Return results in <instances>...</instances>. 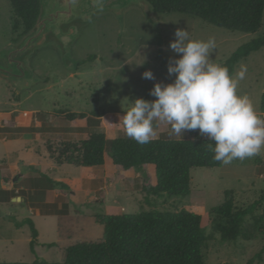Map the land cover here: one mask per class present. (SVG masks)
<instances>
[{
  "label": "rangeland",
  "instance_id": "1",
  "mask_svg": "<svg viewBox=\"0 0 264 264\" xmlns=\"http://www.w3.org/2000/svg\"><path fill=\"white\" fill-rule=\"evenodd\" d=\"M153 16L154 20H148L136 7L125 11L121 20L112 14L98 15L81 29L71 49L75 63L69 67L64 65L61 51L54 44L35 51L27 64L39 83L20 95L0 77V114L3 115L0 126L13 127L15 116L19 115L10 116L13 109L22 114L21 125L36 122L43 125L41 132L32 127L31 136L23 135L24 131H13L17 135H11L0 130V162L7 160L10 174L17 169L27 176L24 182L16 181L19 187L30 189L33 183L38 189L34 195L27 191L17 194L26 197L24 201L15 202L13 198L10 202L9 197L0 210V263H59L64 259V248L103 237V227L95 221L97 216L116 215L124 208L126 214L143 210L195 213L202 217L209 237L206 264H264V254L259 256L264 248V235L259 228L264 224L256 228L254 220L248 218L245 231L250 241L238 239L224 243L216 230L218 220L212 214L213 208L225 202L226 192H231L238 210L246 209L260 198L264 193V150L244 160L222 163L221 168L192 170L191 194L172 198L148 192L156 183L152 166L146 170L147 182L134 170L117 169L108 152L105 167H58L48 158V144L79 142L102 130L99 126L103 119L92 117L93 112L107 113L114 122V130H109V143L116 138H129L120 123L129 103L137 98L152 101L156 98L150 91L156 83L175 80L168 73V65L170 59L179 58L170 48L177 29L188 30L195 40L214 38L210 59L224 67L241 46L264 36V15L263 28L253 34L221 29L183 14L153 13ZM16 20L10 3L0 0V52L22 40L24 28L15 30ZM91 56L96 60L86 62ZM0 65L5 62L0 61ZM146 71H152L155 79L143 78ZM233 76L238 80V94L247 95L264 119V48L242 59L235 66ZM66 113H86L88 118L70 126L64 119ZM207 138L199 130L176 135L170 125L159 123L158 134L153 139ZM100 175L107 178H102L100 183L92 182L93 176ZM261 214L259 209L255 215ZM28 220L39 233L34 250L31 228L25 223Z\"/></svg>",
  "mask_w": 264,
  "mask_h": 264
},
{
  "label": "trees",
  "instance_id": "2",
  "mask_svg": "<svg viewBox=\"0 0 264 264\" xmlns=\"http://www.w3.org/2000/svg\"><path fill=\"white\" fill-rule=\"evenodd\" d=\"M17 18L15 30L24 28V38L38 22L40 0H7ZM156 14H183L233 32L253 34L263 28L264 0H147ZM264 48V36L241 46L226 64L233 76L235 66L251 54ZM91 56L86 62H93ZM262 112L264 113V94ZM92 117H102L93 112ZM68 121L85 120L86 113H66ZM108 132L94 131L87 140L47 145L49 159L55 166L75 168L101 167L108 152L112 164L119 170H134L140 174L152 166L156 183L148 190L153 195L168 197L191 194V171L198 168H221L222 162L214 160L213 142L209 139H152L139 144L131 138H116L109 143V130L114 122L106 117ZM23 130V129H21ZM109 144V146H108ZM108 146V147H107ZM149 185V183H146ZM262 214L257 217L256 212ZM218 222L216 230L221 241L238 239L250 241L245 222L252 218L255 227L264 224V193L244 210L236 209L231 192L225 193V202L212 209ZM103 227L100 240L78 242L64 248V259L59 262L35 261L31 264H206L205 252L209 237L200 215L177 210L161 212L143 210L135 214L101 215L95 218ZM224 222V223H223ZM31 249L37 245L39 233L31 220ZM264 235V227H260ZM264 254V248L260 253ZM27 264V263H0Z\"/></svg>",
  "mask_w": 264,
  "mask_h": 264
},
{
  "label": "clouds",
  "instance_id": "3",
  "mask_svg": "<svg viewBox=\"0 0 264 264\" xmlns=\"http://www.w3.org/2000/svg\"><path fill=\"white\" fill-rule=\"evenodd\" d=\"M103 10L101 0H93ZM214 38L195 40L188 30L177 29L170 48L179 58L169 61L168 73L173 83H156L149 101L137 98L129 103L120 118L126 135L146 144L158 134V124L171 126L179 135L199 130L213 142L214 160L229 164L244 160L264 150V119L256 112L250 98L237 92L238 80L229 70L210 59ZM243 71L239 77L243 78ZM143 78L154 80L152 71Z\"/></svg>",
  "mask_w": 264,
  "mask_h": 264
},
{
  "label": "water",
  "instance_id": "4",
  "mask_svg": "<svg viewBox=\"0 0 264 264\" xmlns=\"http://www.w3.org/2000/svg\"><path fill=\"white\" fill-rule=\"evenodd\" d=\"M101 3L102 11L93 0H40L41 12L33 30L20 42L0 52V61L5 62V65H0V77L7 80L17 93L34 87L39 80L27 64V59L49 44L59 48L65 66L73 65L72 46L81 29L98 15L112 14L121 20L125 11L136 7L148 20H154L152 5L147 0H101ZM143 178L148 182L147 171L143 173ZM14 201L20 202L22 198H14Z\"/></svg>",
  "mask_w": 264,
  "mask_h": 264
},
{
  "label": "crops",
  "instance_id": "5",
  "mask_svg": "<svg viewBox=\"0 0 264 264\" xmlns=\"http://www.w3.org/2000/svg\"><path fill=\"white\" fill-rule=\"evenodd\" d=\"M17 94L20 95L21 93H17ZM15 104H17V103H15ZM98 113H101L103 115L102 117H99L100 119H103V121L101 122V125L99 126V128H103V129L106 130V132H108L107 126L105 124V119L108 116V114L107 113H102V112H98ZM16 114H19V115L15 116V119H14L15 124L13 123V127H9L7 129H4L3 127L0 126V130L2 129V130H5V131H7L9 133H12L11 135H17L13 131H19V132L24 131L22 133H23V135H26V136H28V135L31 136L30 135L31 134L30 133V131H31L30 129L32 127L36 128L37 131H40L41 132V129H42V126H43L41 122H36L35 125H29V126L21 125V123L23 122V119H21L20 116L22 114L18 113V111L16 109H13L9 115L12 116V115H16ZM25 116H28V113H25ZM2 118H3V115L0 114V125L2 123ZM80 121H84V120H75V121H68V122L72 124L70 126H74V125H77ZM21 129H23V130H21ZM26 132H29V133H26ZM35 135H37V133ZM50 162H52V161L50 160ZM6 164H8L7 163V160H4L3 162H0V210L1 209L2 210L4 209V204L7 203V199L9 197H10V202H11V199L17 198L18 197L17 194H19L21 191H27V193L29 195H34L35 192L38 190L37 187L34 186L33 183H31L33 186L30 189L27 188L25 190L24 188L19 187V185H18L19 183L16 184V181L19 180L20 183L21 182H24L25 180L28 179L27 176H24L23 174H21L17 169H15L13 171V174H10L9 173L10 172V166H8ZM105 165H106V163H105ZM105 165L104 166H101V167H105ZM112 171H113L114 174H117V171H115V169H113ZM17 172H18V175L15 177V175L17 174ZM14 177H15V179H14V181H12ZM102 178L106 179L107 176H102V175H100V176H93L92 182H95L96 181V182L100 183L101 180H102ZM16 185H18V186H16ZM20 198H22V200L24 201L26 197H23L22 195H20ZM119 211L120 212L118 214H116V215L126 214L124 208H120ZM10 215L11 214L8 211L7 217H10Z\"/></svg>",
  "mask_w": 264,
  "mask_h": 264
}]
</instances>
